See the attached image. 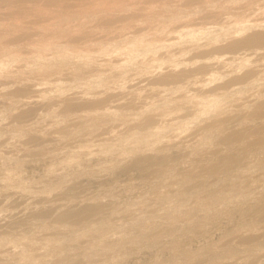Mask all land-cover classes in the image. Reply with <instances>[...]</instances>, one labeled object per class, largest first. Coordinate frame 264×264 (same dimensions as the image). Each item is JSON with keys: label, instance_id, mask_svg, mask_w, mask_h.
Listing matches in <instances>:
<instances>
[{"label": "bare ground", "instance_id": "6f19581e", "mask_svg": "<svg viewBox=\"0 0 264 264\" xmlns=\"http://www.w3.org/2000/svg\"><path fill=\"white\" fill-rule=\"evenodd\" d=\"M99 1H101V4H102V2H105V1L107 3L105 2L106 5L104 3L105 6H102L100 3H98L102 7L99 8V6L97 5V7L95 6L94 12L92 14L88 13L89 15L91 14V16H90V18H88L86 28H85V26L81 25L84 20H82L83 18L82 19L80 18V17H84L85 14H84V16H81V14H80V17L78 15V17L81 19L79 21H77V20L74 21L72 19L73 21L72 20L68 21L70 23L65 22V24H62V25L61 24L55 25V23H54L55 21H58L56 23H59L60 20L62 21L65 19V15H62V14H64L63 12L66 13V12L71 11L72 9H74V10L78 9L81 12H83L85 10H86L85 12H87V11L90 12L89 9L92 8L91 6L92 5L94 6V4L95 3L97 4V2H99ZM123 1L129 2L132 0H122V3H123ZM134 1L137 2V0H134ZM140 1L144 4V6L143 5H141V6L145 7V5L150 6L154 3H155L154 5H156V3H162L163 4L162 1H164V0H139V2ZM183 1L184 0H182V2ZM189 1L191 2V5L193 7L194 6L198 7V6H201L200 5L201 2L207 1V0H189ZM222 1H224V0H222ZM242 1H244V0H242ZM260 1H262V0H260ZM164 2H166V1H164ZM216 2L218 3V1H216ZM247 2L249 4V0ZM256 2H255V4H256ZM258 4H259V2H258ZM135 5H137V3ZM154 5H152V6H154ZM166 5H167V3H166ZM203 5H205V4H203ZM223 5H224V3H223ZM242 5H244V2ZM128 6H130V5H127L126 8ZM152 6H150V7H152ZM216 6H217V4H216ZM219 6H221V5H219ZM234 6H236V5H234ZM118 7H119V4L116 0H112V1H109V0H0V21L1 20H9V22H10L13 19V21L15 20L14 22L19 21V22H22V24H23V28H22L23 31L22 32H20L16 35L13 34L14 36H10V37H8V35L10 33H7V36H5V37L3 36L4 38L3 37L0 38V58L4 59V60H2V63L4 61L3 65L1 66V64H0V110H1V113H3V111L10 112L11 109H15V108H17L19 111L17 115H13V114L11 115V117L14 119V122H12V125H10V127H8V129H3V128L0 129V149L5 145L4 138L6 139V137H7L6 135L7 134H8V136L13 135V137L16 136L18 139V146L17 147L19 149L21 148L23 150V152H22L23 159H21V160L25 161L24 159H28V158L33 159V161L34 160H41V159H44L45 157H47L51 154L53 155V153H57V152L60 153V152H66V151L70 152V151H76V150L77 151H79V150L83 151L85 149L87 150V148L94 143H97V144H114L116 142H119L118 140L120 138H123L125 136H126V138H129V137H127V135L129 133H131L134 129L142 128L144 130H149V129L153 128L156 124H158L159 117H163V116L161 114L159 116V113L156 112L157 109L152 114L147 115V113L145 111V107H144L143 109L145 111L146 116L142 117L143 119L135 120V119L130 118V116H132V115H138L137 113L139 111H141V110L143 111V109H141L142 107L140 108V105L138 103H136L137 101L136 102H134L135 100L131 101V102L126 101L129 98L130 99L135 98L134 97L135 94L133 92L129 91L126 87L123 88V86H121L122 83L129 81L130 79H132L135 76L134 73H130V72L126 73L125 75H123L122 77H119V78L117 77V75H116V78H109V75H108L109 79L106 80L100 87H97V85H98L97 83H96L97 84L96 86L86 85V83H85L86 86H84V85L81 86L79 84L80 86H76L75 88H71L68 91H66L65 93H63L62 95H59V96L57 95V97L56 96L55 97H44L43 94H41L43 92L40 90L41 92H39L38 100L36 98L37 101L34 99L35 101H33V102H29L26 100L23 103L20 102L21 100H23V97L25 98L26 96H30L34 92L38 93V91L35 88H33L32 82L26 83L27 78H31L32 80L35 78L41 79V80L42 79H45V80L46 79H51V80H53V79L80 80L82 77L90 74V72H92V71L93 72L94 71L95 72H103L106 70L107 66L104 65V62L100 63L99 60H98L99 63H96L97 56H100L103 53V51H105V50L107 52V51L113 49L115 40L120 39V38L126 39V37H132L135 35V33H138V31L145 29V28L149 29L151 27L153 30L157 29L156 25L159 22L158 16H154V15L153 16H147V15L141 14L142 12L141 13L140 12L139 13L138 12H131L130 10H128L129 7L127 8V10L130 12H128V11L126 12L124 10L125 8L123 9V8H120V7L118 8ZM136 7H134V8H136ZM159 7H161V6L159 5ZM238 7H236V8H238ZM252 7L253 6H243V7H240L239 9H237V11L239 10V11L244 12L245 16L236 25L243 26V27L246 26V28H243V29L241 28L240 30L236 31L237 33L235 32L236 34L234 33L235 35H233V36H231L229 34L230 36L226 37L225 35H227L228 32L224 33L225 38H222L220 40L221 42L219 41L220 42L219 44H217L215 46L211 45L212 47H210V48L204 49L203 48L204 46L201 47V45H200V47L203 48L204 50H202V49L196 50L195 49V51H194V49H193L190 62L205 61V63L200 67H196V66L187 67V66H185L186 68L184 67V69H183L181 66V68H178V67L176 68V65H178V64H173L172 61L174 59H179L182 56V54L184 52V48H182L180 46L179 48L175 49L172 47V44L178 43V41L180 40V38L182 36V33L183 32L186 33L187 31H189L193 27H196V26L206 27V30H207V28H213V27L217 28V26L226 22V21H224V19H225L224 15L225 14L228 15V13H227L228 10H227V8L225 9V6H224V8H220V7L218 8L217 7V10H210V9L203 10L204 8L202 10H200V8H199L200 11H204V12L196 13V14L193 13L194 16H192L190 18H183L182 19L183 16H181L180 19L176 18V20H172V17H171L170 22L166 21L167 22L166 26L158 29L156 31L157 33L154 32L155 34L151 38L148 36L149 39H146L145 38L146 35L145 36L143 35V37L145 39L144 38L140 39L139 40L140 44L142 41V42H144V45L145 44L150 45V44L157 43L159 45L163 44L162 46L167 45V46L172 47L171 49H166L165 51L162 52V55L160 57L161 58L160 60L162 62H159L161 64H164L163 62L170 64L169 68L166 71L159 72L158 74H151L154 77V81H153L154 84L156 86H167V88H168V86L172 87L173 85H176L179 83H185L186 81L193 80V79L201 80L202 79L201 77L203 74L208 73L211 70L212 71L216 70V72H215L216 75L213 76V80L214 79L217 80L216 85L210 86V85H208L209 83L207 81H203L201 83V84H203V85H201V89H202L201 91H203L202 95L205 96L206 98H210V100H215V99H219V98H222L223 96L231 94L235 89H237L241 86L256 84L259 81L264 80V64L252 66L254 64L250 63V64H252L251 67L249 64V68L245 69L244 71L239 72L238 74L236 73V75L233 74L234 76L230 75L233 73V72L230 73V71L232 70L234 65H235L234 68L242 66V65H240V63L245 59L246 54L256 55L258 53L264 52V28H260L262 26V25L260 26L261 22H254V21L249 22V20L247 19V17L249 15H251V14H249L250 12H248V11L250 9H252ZM134 8H132V9L134 10ZM150 9H152V8H150ZM150 9H149V12L152 11ZM164 9H166V8H164ZM192 9H194V8H192ZM195 9H197V8H195ZM54 10L60 11L62 14L59 12L57 15H52L51 13ZM123 10L126 13L123 12ZM139 10H140V8H139ZM139 10H137V11H139ZM142 10H140V11H142ZM79 11H78V14H79ZM75 12H77V11H75ZM75 12L73 11L74 15L77 14ZM144 12H145V10H144ZM146 12H148V11H146ZM192 12H194V11L192 10ZM153 13H154V11H153ZM158 13H159V10H158ZM162 13H161V15H162ZM180 14L181 13H179V15ZM247 14H249V15H247ZM255 15H256V13H255ZM184 16H185V14H184ZM238 16H240V15H238ZM164 17H165V15H164ZM76 18L77 17H75V19ZM232 19H234V18H232ZM67 20H69V19H67ZM89 22H90V24H88ZM3 23H0V25ZM63 23H64V21H63ZM161 25H163V24H161ZM223 25H225V23ZM258 25H259V27H258ZM81 26H83L84 28H82ZM226 26H228V23ZM2 28H4V27H2ZM247 28L248 29L250 28L251 30H247ZM46 29H47V32L45 34H42L43 33L42 31H44V30L46 31ZM152 29H151V31H152ZM236 29H238V28H236ZM146 32H147V30H146ZM172 32L174 34L176 33L178 35V41H174V42L169 41V40L166 41L169 33H172ZM210 34H212V33H210ZM213 34L215 35V33H213ZM2 35H0V37ZM149 35H150V33H149ZM219 36H216L215 40H216V38H219ZM222 36L223 35H221V37ZM202 37H203V35H202ZM213 37H212V39H213ZM136 38H137V35H136ZM138 38H139V36H138ZM207 38H206V40H208ZM130 39H132V38H130ZM130 39H128V40H130ZM182 39H186V38L183 37ZM191 40H193V39H191ZM182 42H183V40H182ZM213 42H214V39H213ZM45 43L50 44L49 45L50 49H54V50L58 51L55 53L66 51L70 47H71V49H72V47L75 49H79L78 53L80 51V53L82 54V57L84 55V56H86L85 59H88V60L85 62V59H84V62H85L84 64H79V63L70 64L69 62L62 63L61 61L56 60L57 62H55L54 64H49V63H47V65L43 64L41 69L40 68L36 69V67H38V66H36L35 68H32V67L25 68L26 66L25 67H24V65L20 66V64L18 65V63H16V61L15 62L11 61V60H13V58L24 56L26 54V52H29V51H27L28 48H31L32 51L39 50L37 52L41 56L43 53H46L45 51L42 52L43 47L45 46L44 45ZM206 43H207V41H206ZM48 44H46V46ZM126 44H128V43H126ZM189 44H191V43H189ZM180 45H182V44H180ZM118 46H119V44H118ZM118 46H115V48ZM138 47H141V46L138 45ZM147 48H149V47H147ZM155 49L156 48H154V50ZM45 50L47 51L46 48H45ZM142 50L144 51V49H142ZM150 51H152V50L150 49ZM158 51H156V54ZM190 51L191 50H189V52ZM153 52L155 53V51H153ZM105 53H103V54H105ZM187 54H186V56H187ZM217 56H219V58H217L215 60L216 62L209 64V62L212 59H215L214 57H217ZM229 56H232V57H229ZM256 57H258V56L256 55ZM43 58H44V56H43ZM157 58L159 59V57H157ZM134 59H135V57H134ZM137 59L138 58H136L135 60H137ZM45 60H47V59H45ZM102 60H103V58L101 59V61ZM107 60H108V58H107ZM20 61H21V59H20ZM43 61H44V59H43ZM110 61L111 60L109 59V62ZM113 61H115V60L112 59V62ZM140 61H141V59H140ZM212 61H214V60H212ZM251 62H254V61H251ZM23 63H25V61ZM38 63H39V60H38ZM142 64H141V66H142ZM21 65H22V62H21ZM25 65H27V63ZM133 65L135 66L134 63H133ZM144 65H147V64H144ZM153 65H155V64H153ZM188 65H190V64H188ZM121 67H124V64H123V66L121 65ZM131 67H133V66H131ZM160 67H161V65H160ZM146 69H145V71H146ZM122 70H126V69L123 68ZM128 70L129 69H127V71ZM108 71L110 72V70H108ZM117 71H115V72H117ZM148 71H149V69H148ZM141 74H143V73H141ZM104 77H106V75ZM104 77H103V79H104ZM10 81H14V82L19 83L20 84V87H18L19 89L11 90L12 92L8 91V89L6 90L5 86ZM81 81L82 80H80V82ZM83 81H84V79H83ZM196 83H194V84H196ZM197 85H200V84H197ZM39 87H40V85H39ZM173 87L175 89V86H173ZM180 87H182V86L180 85ZM155 88L156 87H154V89ZM186 89L187 88H185V90ZM242 89H244V88H242ZM247 89H248V86H247ZM134 90H135V88H134ZM162 90H163V88L159 91L163 92ZM178 90H177V92H178ZM260 90H261V92H262V90L264 91L263 88H260V89L253 90L251 92L248 90V92H250V93L257 92L258 93V92H260ZM63 91L61 90V92H63ZM154 91L156 92V90H154ZM161 92L159 94H161ZM164 92H166L165 89H164ZM168 92H169V90H168ZM168 92H166V93H168ZM175 92H176V90H175ZM236 92H238V91H236ZM146 93H148V92H146ZM172 94H174V93H172ZM236 94H235V96H236ZM253 94H255V93H253ZM138 95H140V94H138ZM165 96H166V94H165ZM169 96H171V95H169ZM199 98L200 97L198 96L197 99H199ZM147 99H149V98H147ZM163 99L165 100V98H163ZM160 100H161V98H160ZM182 101L185 103L184 100H182ZM190 101H189V103H190ZM195 101H196V99H195ZM200 101H201V99H200ZM247 101H249V100H247ZM19 102L21 104H19ZM146 103H148V102H146ZM189 103L187 102L185 104H189ZM18 104L20 106H17ZM190 104L192 105V103H190ZM196 104L197 105H193V106L198 107L201 105V104L199 105L198 103H196ZM39 105L42 106L44 109V111H43L44 113L42 116H39V114H40V113L38 114L39 111L37 112ZM173 105H174V102H173ZM156 106H157V104H156ZM203 106H204V104H203ZM233 106H235V104ZM241 106H243V105H241ZM172 107H175V106H172ZM182 107L183 106L181 105L180 108H182ZM157 108H158V106H157ZM139 109H141V110H139ZM152 109H155V108H152ZM147 110H148L147 112H150V109H147ZM163 110H164V108H163ZM180 110H182V109H180ZM239 110L240 111L238 113H236V114L234 113V115H227L222 120H217L216 118H214L216 120L208 121V119H207V122L205 121L206 123L204 122L203 125L201 124V127H199V128L197 127V129H195L193 131H192V129H193L192 128L189 131L190 133L188 132V134L186 133L185 135H183L180 138L178 137L179 139L174 141L172 144H161V145H159L158 143H155L158 146L155 148V150L153 152H150V153L146 152V153H143V154L138 155V156L135 155V157L124 161L121 164V166H119L120 168L118 166H116L117 164L116 165L110 164L109 166L106 167L105 170H101L98 172L97 171H88L84 174H77V175L71 176L69 178H64V177L60 178L59 177L60 175H58V173L56 172L53 175V177L51 175V177L44 180L45 184L43 187H45V188L41 189L40 193L31 194V193H28L29 191L28 192H26V191L20 192L21 195L15 199H13L15 196L10 197L8 194L5 193L6 191L3 192L0 190V209H3L8 213V216H7L8 218H7L6 222L0 221V258H1V256H3V254L5 253V249H6V247H4L1 243L2 239L4 237L10 236V238H11V237H19L20 235H25V236H27V238H30L29 242L37 243V244H38V242H40V241L43 242V240H45L47 238H51V237H54V240H56L55 237L60 238V236L63 235L64 232L66 230L70 229L71 227L78 228V227H86V226H92V227L100 226L102 223H104L107 220V218L109 216H111V215L113 216V214L118 212V211L126 214L125 218L127 219V221H129L130 223H133V222L135 223L137 221L138 217H137V219H135L136 216L134 217V215L132 214L134 203H132V201L130 203H126L125 205H124V203L123 204L121 203L122 205L120 203H118V200H119L118 196H119V194H121L120 190H118L116 188H111V187L107 188L104 185V187H102V189L95 191L93 193H90V194L85 193L84 195H80L78 192V187H79L78 185L82 181V179L86 178L87 180H94L95 178L97 179V177H99L101 175L108 176V172H113V171L118 172V174L128 176L127 179L132 181V182H134V181L135 182L136 181L143 182L142 180H144V179L145 180L150 179V181L151 180L154 181L155 179L158 180L159 178H164V177L174 178L176 176H179L178 179H180V176L183 177L182 183H179V184L175 183L178 186H176V187H167L166 186V188H164L163 191H160V192H157L156 194H154L153 197H151L153 200H155L154 203L152 200H151L152 202L149 200L151 203L149 202L150 204H148L147 203L148 200L147 201L145 200L146 205H152L155 208L159 206V205L157 206V204H159V203L160 204H163V203L172 204L173 203L174 205L173 206L171 205V207H168L165 210L160 209V211L158 212L159 213V219H160L159 221H161L160 224L159 225L156 224L157 226H152L155 224V222H154V224L151 225L152 227H148V229L141 230L142 232L140 231L141 232L140 234L137 233V235L136 234L133 235L132 239H131V245H134V246L139 245V244L144 245L145 243L147 245V242L158 243L164 239H167V240L172 239L174 241L173 244L177 243V245H178L177 240L179 238H182V236H183V238L186 236L187 238L192 239V238H198V237H202V236L206 235L210 229V226H211L210 223L208 222L209 219L215 218L219 214V212L221 211L219 208L222 206H225V205H219L220 207L218 208V206L216 204L214 205V204H210L209 202L207 203L206 201H204L206 196L210 193L209 191H210V180L211 179H213L215 177L219 178L218 183H220V185H221L220 188H221L222 192L221 191L220 192L222 194L224 191L227 194L228 191H226L225 189H227L228 187L233 188V187H235V185L243 187V186H241L242 184L239 185L240 183H243L246 186H248V189L246 188V190H248V193L247 192H246V194L244 193L246 196H244V194H242L244 197L241 200H243V201L246 200L247 198H249L250 194L260 195L262 198L264 197V164L261 165V163H258V161L256 160L259 157V154H262L264 152V98L258 104L254 105L252 111H250L249 109H245L244 107L242 109H239ZM108 111H110V114H112V117L110 119H107V115H105V114H107ZM164 111L166 112V110H164ZM170 111H172V110H170ZM177 112H179V111H177ZM76 113H82V114L89 116V117H92V118L94 117L93 120H95V121L97 120L98 122L96 121L97 124L92 125V126H89L88 120H85V119L80 120L79 122H76L75 119H73V115ZM139 114H141V113H139ZM142 115H144V114H142ZM9 116H10V114H9ZM43 117H46V118L48 117L52 120L50 127L47 128L48 130H43L42 128H39V124L41 123V120L43 119ZM58 117H63L62 118L64 120L63 124H62V122H61V124H56L55 122H53L54 119L58 118ZM92 118H90V119H92ZM163 120L165 121V119H163ZM179 121H182V120L179 119ZM225 122L227 123V126H225V127L221 126ZM182 126H184V124ZM184 129H187V128H184ZM28 131H30L31 133ZM53 132L57 133L58 136L60 135L62 137V139L59 142L52 141L53 143H50L49 137L51 136V134ZM134 133H135V131H134ZM176 134H178V133H176ZM180 134H182V133H180ZM136 135H137V133H136ZM134 136L135 135H133V137ZM8 138H10V137H8ZM164 138L165 137H163V139ZM168 139H169V137H168ZM151 146H153V145H151ZM146 149H148V148H146ZM137 152H139V151H137ZM122 156H124V155H122ZM17 157H19V156H17ZM260 157H262V156H260ZM6 158H7V156H6ZM263 158H264V156H263ZM1 159L0 160L2 162H4L3 159H5V158H1ZM1 161H0V163H1ZM7 161H8L7 162L8 164H10V165L13 164V167L17 168V167L21 166V161L16 160L14 158H11L10 160H8V158H7ZM187 180L189 183L185 182ZM137 183L138 182H136L135 184H137ZM163 183H164V181H163ZM128 184H129V182H128ZM140 184L141 183H139V185ZM146 184H144V185H146ZM154 184L156 185L158 183H156V181H155ZM159 184H162V183H159ZM129 185L131 186V184H129ZM141 185L144 186L143 184H141ZM135 188H136L135 185H133V187L132 186L127 187V185H126L125 188L121 191L125 194H128V193L135 192L137 189V188L136 189ZM144 188L146 189L145 186H144ZM220 188L218 190H220ZM235 188H237V186ZM150 189H152V188H150ZM150 189H148V192L150 191ZM213 189H214V187H213ZM153 191H155V190H153ZM236 192L235 193L238 194L239 191H236ZM212 193H214V191L211 192V194ZM215 193H217V192H215ZM221 193H219V195ZM100 194H102L106 197H110V199H111L110 202L108 204H103L100 200ZM145 194H146V192L144 193V195ZM146 195H148V193ZM209 196H208L207 201H210ZM147 197H149V196H147ZM182 197H188L189 198L190 203L187 207L180 206L179 200ZM256 197H258V196H256ZM151 198H149V199H151ZM258 199H260V198H258ZM182 200H183V198H182ZM213 200H215V199H213ZM216 200H217V197H216ZM126 201L127 200H125V202ZM128 202H129V200H128ZM210 202H213L212 198H211ZM80 203H84V204L81 205ZM20 204L23 207L20 211H18V210H16V208ZM137 210H138V208H137ZM183 211H188L187 212L188 215L183 216L182 221L176 220L175 214L177 212L181 213ZM205 212H207V213H205ZM137 213H139V212H137ZM2 216H3V214H2ZM52 217H53V219L55 218V220H53L54 222L51 221L53 223H50V221L48 219L52 220L51 219ZM153 217H154V215H153ZM188 218L192 219V221H190ZM140 219H141V217H140ZM186 219H188V221H190V222H194V224L192 225V228H193L192 231H188V232L185 231V233H184V229H183V231H181V230L183 227L182 224H184L183 222L186 221ZM250 219H251V223L249 224V226L246 227V229L242 233L228 235V236L222 238L221 240H218L214 243L212 242L213 244L210 246V248L208 250L202 251L199 253H195L193 255L188 254V255L184 256V258H182L180 264H264V255L253 256V253L264 252V201L261 204L254 206L251 209ZM109 220H110V218H109ZM120 222H121V220H120ZM44 226H49V228H50V226H53V227L59 226L61 229L59 230L57 228L58 230H56V229L51 230L52 229L51 228L50 230H48L46 232L34 234V232L38 228L44 227ZM126 226H127V224L124 227L126 228ZM125 228H124V230H125ZM101 229H106V228L102 227ZM113 230H114V228H113ZM117 231L119 232L118 238L122 239L121 238L122 233H120L121 229L120 230L118 229ZM110 232H113V231H108L106 233H103L104 235H101L100 230L97 231L96 229L91 228L85 234H82L79 236L77 235V237L73 240V246L78 250L76 252H71V253H67V254L69 256L76 257L74 260V262L76 264H115V263H112L109 261L96 259V257L93 256V254L96 253V251L100 252V251H103L104 249L107 250L109 248V247H107V244L102 243V239H105V238L108 239L107 235ZM174 236L178 237V238H174ZM61 238L63 240V237H61ZM26 239H24V240H26ZM57 241H61V240H57ZM47 242H49V241H47ZM110 242H109V244H111V245H108V246H112L113 242H111V243ZM115 244H116V246H119L120 248L123 247V248H121L123 250L125 248H127L124 246V243L122 241L116 240ZM54 245H56V244H54ZM69 246H71V245H69ZM68 249H69V247H68ZM127 249H129V248H127ZM125 251H128V250L125 249ZM46 255H48L47 257H50L49 252H47ZM39 257H40V255H39ZM40 259H42V257ZM169 261H170V259H169ZM35 264H47V259L43 260L42 262L35 263Z\"/></svg>", "mask_w": 264, "mask_h": 264}, {"label": "rangeland", "instance_id": "374dc122", "mask_svg": "<svg viewBox=\"0 0 264 264\" xmlns=\"http://www.w3.org/2000/svg\"><path fill=\"white\" fill-rule=\"evenodd\" d=\"M109 1H112V0H109ZM116 1L118 2L120 8H123V9L125 8L124 10L126 12L128 10H130L131 12H138V13L142 12L141 14L147 15V16H153V15L154 16H158L159 17V19H158L159 22L156 25L157 29L153 30L150 27L152 29V31H153L152 32L150 28L149 29L145 28V29H142V30L138 31V33H135V35L132 36V37H126L127 40L125 38H123V39L120 38V39L115 40L114 48L109 50V51H107V52H106V50L103 51V53H105V52L106 53L105 54L102 53L100 56H97V59H96V63H99V62L103 63L104 62V65L107 66L106 70L103 71V72H95V71L93 72L92 71V72H90V74L82 77L80 79V80H82L81 82H80V80H74V79H72V80H62V79H53V80L46 79L45 80V79H42L41 80V79L35 78V79L32 80L31 78H27L26 79V83H31L32 82L33 88H35L38 91V93L34 92L30 96H26L25 98L23 97V100H21L20 102L23 103V102H25V100L29 101V102H33V101L36 100V98L38 100L39 92H41V91L43 92L41 94H43L44 97H55V96L57 97V95L58 96L62 95L63 93H65L69 89L75 88L76 86H80V85L81 86H83V85L84 86H86V85H94V86H96L98 84L97 87H100L109 78H116V75L119 78V77H122L123 75H125L126 73L130 72V73H134L135 76L132 79H130L129 81L122 83L121 86H123V88L126 87L129 91L133 92L135 94V96H134L135 98H132V99L129 98L130 100L128 99L126 101L127 102H131V101H134V100H135L134 102L137 101L136 103H138L140 105V108L142 107L141 109H143L145 107V111H146L147 115L152 114L157 109L156 112L159 113V116L161 114L163 117H159L158 124H156L157 126L155 125L153 128H151L149 130H144L142 128H139L140 130L139 129H134L132 131L133 133L131 132V133H129L127 135V137H129V138H126V136L123 137V138H120L118 140L119 142L114 143L115 145L114 144H97V143H94V144H92L93 146L90 145L88 147L89 149L87 148L88 151L85 149L83 151L82 150H79V151L76 150V151H70V152L69 151L60 152V153L57 152L58 154L57 153H53V155L51 154V155L45 157L44 159L34 160V161H33V159H30V158H28L29 160L28 159H24L25 161L21 160V159H23V154H22L23 150L21 148L19 149L17 147L18 146L17 137L16 136L13 137V135L12 136L11 135L8 136V134H7L6 135L7 137L5 136L6 139L4 138L5 145L0 149V159L1 158H5V159H3L4 162L1 161L2 159L0 160L1 161V163H0V188L1 189L0 190L3 191V192L6 191L5 193L8 194L10 197H14L15 196L13 199L18 198L21 195L20 192H25V191L28 192L29 191L28 193H31V194L40 193V190L45 188V187H43L44 184H45L44 180H46L47 178L51 177V175L53 177V175L56 172L58 173V175H60L59 176L60 178H63V177L64 178H69V177L77 175V174H84V173H86L88 171H97L98 172V171H101V170H105L106 167L109 166L110 164H115V165L117 164L116 166L119 167V166H121V164L124 161L135 157V155L138 156V155H141V154L146 153V152L147 153L153 152L155 150V148L158 146L155 143H158L159 145H161V144H172L174 141H176L177 139H179L180 137H182L186 133L188 134V132L192 128H193L192 129V131H193V130L197 129V127L198 128L201 127V124L203 125L205 121L207 122V119H208V121L216 120V119L217 120H222L227 115H234V113L235 114L238 113L240 111L239 109H242L243 107L245 109H249L250 111H252L254 105L258 104L261 100H263V98H264V91L263 90H262V92L260 90V92H258V93L257 92L250 93V92L253 91V90H256V89H260V88L264 89V85H263L264 84V80H262L263 82L259 81L258 82L259 84L256 83V84H252V85L241 86V87L237 88L238 90L235 89L238 92H236L234 90L235 92L233 91L231 94H229L230 96L226 95V96H223L222 98H219V99L210 100V98H206L205 96L202 95L203 91H201L202 90L201 89V85H203V84H201V83L203 81H207L209 83L208 85H210V86L216 85L217 80L216 79L213 80V76L216 75L215 74L216 70H213V71L211 70L210 72L203 74L202 77H201L202 78L201 80L193 79V80L186 81L185 83H179L182 87H180L179 84L173 85V86H175V89H174L173 86H172L173 88L171 86H168L169 89L167 88V86H156L154 84V82H153L154 81V77L151 74H158L159 72L166 71L169 68L170 64L165 63V62H163L164 64H161L159 62H162L160 60L162 52L165 51L166 49H171L172 47L175 48V49L179 48L180 46L182 48H184V52H183L182 56L179 59H174L172 61L173 64H178V65H176V68L177 67L181 68V66H182L183 69H184L185 66H187V67H192V66L200 67V66H202L205 63V61H200V62L199 61H194L195 63L194 62H190L193 49L195 51V49L196 50H199V49L200 50L201 49L204 50L205 48H210L212 46H215V45L219 44L221 42L220 40L222 38H225L224 37V35H225L224 33L228 32V34L225 35L226 37L230 36V35L233 36V35H235L237 33L236 31L240 30L241 28L242 29L246 28V26L243 27V26L236 25L245 16L244 12L239 11V10L237 11V9H239L240 7L253 6L252 9H250L248 11V12H250L249 14H251V15L247 14V15H249L247 17V19L249 20V22H253V21L254 22H261L260 26L261 25L262 26L260 28H264V5H263L264 4V0H262V1H260V0H249V4L247 2L248 0H244V1H242V0H224V1H222V0H220V1L219 0H207V1H203V2L200 3V5L202 7L201 6H198V7L194 6L193 7L189 0H184L183 2H182V0H164V1H166V2L162 1L164 5L162 3H156V5H154L155 4L154 3V4H152L154 6L150 5L152 7L146 6V5H145V7H143L144 4L141 1L139 2V0H137V2H135L134 0L129 1L130 3L132 2L131 4L129 2H127V1H123V3H122V0H116ZM216 1H218V3ZM105 2H102V4H101V1L97 2V4L95 3L94 6L92 5L91 6L92 8L89 9L90 12L89 11L85 12L86 10L81 12L78 9H75V10L72 9L71 11L66 12L67 14L65 12H63L64 14H62L60 11H55V10L51 14L52 15H57L60 12L62 15H65V19L62 20V21L60 20L59 23H56L58 21H55L54 22L55 25H59V24L62 25V24H65V22L70 23L68 21H71L72 19L74 21L75 20L79 21V20H81L83 18L82 20H84L85 22L83 21L81 25L85 26V28H86L88 18H90L91 14L94 12L95 6L97 7V5H98L99 8H101L102 6L106 5L107 2L106 3ZM222 2L224 3V5H223ZM243 2H244V5H242ZM255 2H256V4H255ZM258 2H259V4H258ZM98 3H100L102 6H100V4H98ZM104 3H105V5H104ZM136 3H137V5H135ZM166 3H167V5H166ZM203 4H205V5H203ZM216 4H217V6H216ZM127 5H130V6H128L129 8L127 7L128 10L126 8ZM141 5H143V6H141ZM159 5L161 7H159ZM219 5H221V6H219ZM234 5H236V6H234ZM224 6H225V9L227 8V10H228V12H227L228 15H226V14L224 15V17L226 19V20L224 19V21H226V22H224L225 25H223L224 24L223 23V24L217 26V28L216 27L207 28V30H206V27H199V26L193 27L194 29L192 28L189 31H187L186 33L183 32L179 41H178V35L176 33L175 34L177 36L173 32L169 33L166 41H168V40L169 41H173V42L174 41H178V43H175L176 45L172 44V47L171 46H167V45L162 46L163 44L159 45L157 43L150 44V45H146V44L144 45V42H142V41H141V44L139 43L140 42L139 40L144 38L143 35L144 36L146 35L145 36L146 39H149V37L151 38L152 36H154V34L157 33L156 31L158 29L166 26L167 22H170L171 17H172V20H176V18L180 19L181 16H183L182 19L183 18H190V17L194 16V14H196V13L204 12V11H200L203 8H204L203 10H205V9H207V10L208 9L217 10V7L218 8L219 7L220 8H224ZM131 7L132 8L136 7V8H134L135 11ZM236 7H238V8H236ZM139 8H140V10H142L143 8L144 9L142 11H140ZM150 8H152V9H150ZM164 8H166V9H164ZM192 8H194V9H192ZM195 8H197V9H195ZM199 8H200V10H199ZM136 9L139 10V11H137ZM149 9L152 10V11L149 12ZM124 10H123V12H125ZM144 10H145V12H144ZM158 10H159V13H158ZM192 10L194 12H192ZM252 10L253 11L255 10V11L253 12ZM73 11L74 12L77 11V12H75L77 14L74 15ZM78 11H79V14H78ZM130 11H128V12H130ZM146 11H148V12H146ZM153 11H154V13H153ZM88 13H91V14L89 15ZM161 13H162V15H161ZM179 13H181V14L179 15ZM255 13H256V15H255ZM80 14H81V16H84V14H85V16L84 17H80ZM184 14H185V16H184ZM78 15H79V17L81 19L78 17ZM164 15H165V17H164ZM238 15H240V16H238ZM74 16L77 17V18L75 19ZM232 18H234V19H232ZM67 19H69V20H67ZM14 21H13V19L10 22H9V20H1L0 21V23L4 22L3 23L4 25L3 24L0 25V29H1L0 30V35L3 34L0 38H2L3 36L4 37L7 36V33H10L8 35V37H10V36H14V35H16V34H18V33L23 31L22 22H19V21L18 22L17 21L14 22ZM63 21H64V23H63ZM227 23H228V26H226ZM88 24H90V22ZM161 24H163V25H161ZM83 26H81V27L84 28ZM2 27H4V28H2ZM258 27H259V25H258ZM236 28H238V29H236ZM146 30H147V32H146ZM247 30H251V29L247 28ZM42 32H41L42 34H45L47 32V29H46V31L44 30ZM149 33H150V35H149ZM210 33H212V34H210ZM213 33H215V35ZM136 35H137V38H136ZM202 35H203V37H202ZM221 35H223V36L221 37ZM138 36H139V38H138ZM216 36H219V38H216V40H215ZM183 37L186 38V39H182ZM212 37L214 39V42H213ZM130 38H132V39H130ZM206 38L208 40H206ZM128 39H130V40H128ZM191 39H193V40H191ZM182 40H183V42H182ZM206 41H207L208 44L206 43ZM188 42L191 43V44H189ZM126 43H128V44H126ZM179 43L182 44V45H180ZM192 43L193 44L195 43V44L193 45ZM46 44H48V43L44 44L45 46L43 47V50H42V52L45 51L46 53H43L41 56L37 52L39 50L32 51L31 48L27 47L28 48L27 51H29V52H26V54L24 56L13 58V60H11V61L12 62L16 61V63H18V65L20 64V66H23V65H24V67L26 66L25 68H27V67L35 68L36 66H38V67H36V69H39V68L41 69L43 64H46V65H47V63L54 64L55 62H57L56 60L61 61L62 63L69 62L70 64H72V63L73 64H76V63L84 64L88 60V59H85L86 56L83 55V57H82V54L80 53V51L78 53L79 49H75L73 47L71 49V47H70L66 51L55 53V52H58V51H56L54 49H50V46H49L50 44H48L47 46H46ZM118 44H119V46H118ZM138 45L141 46V47H138ZM200 45H201V47L204 46L203 47L204 49L201 48ZM115 46H118V47L115 48ZM147 47H149V48H147ZM45 48L47 49V51L45 50ZM154 48H156V49L154 50ZM142 49H144V51ZM150 49L152 51H150ZM189 50H191V51L189 52ZM153 51H155V53ZM156 51H158L157 54H156ZM186 54H187L188 57L186 56ZM256 55L258 57H256ZM256 55H250V54L248 55V54H246L245 59L240 63V65H242V66L241 67H236L238 69L237 70L236 68H234V66H235L234 65L232 70L230 71V73H232V72L233 73L230 74V75L234 76L233 74L236 75V73L238 74L239 72L244 71L245 69L249 68V64L250 63L254 64V65L250 64V67H251V65L252 66H257V65L264 64V52L263 53H258ZM43 56H44V58H43ZM134 57H135V59L136 58H138V59L135 60ZM157 57H159V59ZM229 57H232V56H229ZM100 58L101 59L103 58V60L101 61ZM107 58H108V60H107ZM214 58L215 59H212L214 61H212V60L210 61L209 60L211 62V63L209 62V64L215 63L216 62L215 60L217 58H219V56L214 57ZM20 59H21V61H20ZM43 59H44V61H43ZM45 59H47V60H45ZM84 59H85V62H84ZM109 59L111 60L110 62H109ZM112 59H114L115 61L112 62ZM140 59H141L142 62L140 61ZM2 60H4V59L0 58L1 66L4 63V61L2 63ZM38 60H39V63H38ZM98 60H99V62H98ZM24 61H25V63H23ZM127 61L128 62L130 61V62L128 63ZM251 61H254V62H251ZM21 62H22V65H21ZM26 63H27V65H25ZM133 63L135 64L136 67L133 65ZM123 64H124V67H121V65L123 66ZM141 64H142V66H141ZM144 64H147V65H144ZM153 64H155V65H153ZM188 64H190V65L192 64V65L190 66ZM160 65H161V67H160ZM131 66H133V67H131ZM123 68L126 69V70H122ZM127 69H129V70L127 71ZM145 69H146V71H145ZM148 69H149V71H148ZM108 70H110V72ZM115 71H117V72H115ZM141 73H143V74H141ZM105 75H106V77H104ZM108 75H109V78H108ZM103 77H104V79H103ZM83 79H84V81H83ZM85 83H86V85H85ZM194 83H196V84H194ZM197 84H200V85H197ZM39 85H40L41 88L39 87ZM247 86H248V89H247ZM18 87H20L19 83L14 82V81H10L5 86V89L6 90L8 89V91L12 92L11 90H15V89L17 90V89H19ZM154 87H156V88L154 89ZM134 88H135V90H134ZM160 88L161 89L163 88V90H162L163 92H164V89H165L166 92H168V90H169V92H168L169 94L166 93V92L163 93V92L159 91V90H161ZM185 88H187V89L185 90ZM242 88H244V89H242ZM61 90L62 91L64 90V91L61 92ZM154 90H156V92ZM175 90H176V92H175ZM177 90H178V92H177ZM248 90L250 92H248ZM146 92H148V93H146ZM160 92H161L162 95L159 94ZM172 93H174V94H172ZM234 93L235 94L237 93L236 96H235ZM253 93H255V94H253ZM138 94H140V95H138ZM165 94H166V96H165ZM169 95H171V96H169ZM198 96L200 97L199 99H197ZM147 98H149V99H147ZM160 98H161V100H160ZM163 98H165L166 101ZM195 99H196V101H195ZM200 99H201V101H200ZM182 100H184L185 103H187V102L189 103V101L191 100L192 102L190 101V103H192V105L190 103L189 104H185ZM247 100H249V101H247ZM20 102H19V104H21ZM146 102H148V103H146ZM173 102H174V105H173ZM196 103H198L199 105L201 104V105L198 106V107L197 106H193V105H197ZM19 104L17 106H20ZM156 104H157L158 108H157ZM203 104H204V106H203ZM234 104H235V106H233ZM181 105L183 106L182 108H180ZM241 105H243V106H241ZM161 106L164 108V110H166V112L163 110V108ZM172 106H175L176 108L172 107ZM152 108H155V109H152ZM179 108L182 109V110H180ZM141 109H139V110H141ZM147 109H150V112H147L148 111ZM170 110H172V111H170ZM43 111H44L43 107L39 105L38 106V110H37L38 114L40 113L39 116L43 115V113H44ZM145 111L143 109V111L141 110V111H139L137 113L139 116L138 115H132V116H130V118L131 119H135V120H141V119H143L142 117L146 116ZM177 111H179V112H177ZM18 112L19 111H18L17 108L11 109L10 112L3 111V113H1V110H0V129L1 128L8 129V127H10V125H12V122H14V119L11 117V115L12 114L13 115H17ZM139 113H141V114H139ZM9 114H10V116H9ZM142 114H144V115H142ZM105 115H107V119H110L112 117V114H110V111H108L107 114H105ZM62 118L63 117L55 118L53 122H55L56 124H61V122H62V124H63L64 120ZM90 118H92V117L86 116V115H84L82 113H76V114L73 115V119H75L76 122H79L80 120H84L85 119V120H88L89 126L97 124L98 121L96 120L97 121L96 122L95 120H93L94 117L92 119H90ZM214 118H216V119H214ZM163 119H165V121ZM179 119L182 120V121H179ZM51 121L52 120L50 118L43 117V119L41 120V123L39 124V128H42L43 130H48L47 128L50 127V125L52 123ZM183 124H184V126H182ZM221 126L225 127V126H227V123L225 122ZM184 128H187V129H184ZM134 131H135V133H134ZM28 132H30V131H28ZM136 133H137V135H136ZM176 133H178V134H176ZM180 133H182V134H180ZM132 134L135 135V136L133 137ZM8 137H10V138H8ZM163 137H165V138L163 139ZM168 137H169V139H168ZM61 139H62V137L60 135L58 136V134L55 133V132H53L51 134V136L49 137L50 143H53L52 141L59 142ZM151 145H153V146H151ZM146 148H148V149H146ZM137 151H139V152H137ZM122 155H124V156H122ZM6 156H7L8 160H10L11 158H14L16 160L21 161V166L16 168V167H13V164H11V165L8 164ZM17 156H19V157H17ZM260 156H262V157H260ZM263 156H264V152L262 154H259V157L256 159L258 161V163H261V165L264 164ZM127 177L128 176H124V175L118 174V172L113 171V172H108V176L101 175V176L97 177V179L95 178L94 180H87L86 178H84V179H82V181L78 185L79 186L78 187V192H79L80 195H84L85 193L86 194H90V193H93L95 191H98V190L102 189V187H104V185L107 188L111 187V188H116V189L120 190L121 194H119V196H118L119 197L118 198L119 199L118 203H120V204L124 203V205L126 203H130L131 201H132V203H134L132 214L134 215V217L136 216L135 219H137V217L139 219V220L137 219V221L135 223L134 222L130 223L129 221H127V219L125 218L126 214L118 211V212L114 213L113 216L112 215L109 216L107 218V220L104 223H102L100 226H94V227L86 226V227H78V228L71 227L70 229L66 230L64 232V234L60 236V238L59 237L58 238L55 237L56 240H54V237H51V238H47L48 240L45 239V240H43V242L40 241L37 244V243L29 242L30 238H27V236H25V235H20L19 237H11V238H10V236L9 237H4L2 239L1 243H2V245L4 247H6V249H5V253L0 258V264H21V263L22 264H35V263L42 262L43 260H46V259H47V264H76L74 262L76 257L69 256L67 253L76 252L78 250V249H76L73 246V240L77 237V235L79 236V235L85 234L91 228H94L97 231L100 230V234L101 235H104L103 233H106L108 231H113V232H110L107 235L108 239L107 238L102 239V243L103 244H107V247H109V248L107 250L104 249L105 251L104 250L100 251V252L96 251V253H94L95 251L93 252L94 253L93 256L96 257V259L109 261V262H112V263H115V264H160V263L161 264H180V262H181L182 258H184V256H186L188 254L193 255L195 253L206 251V250H208L210 248V246L214 242H216L218 240H221L222 238H224V237H226L228 235L242 233L246 229V227L249 226V224L251 223V219H250L251 209L254 206H257V205L261 204L264 201V197L262 198L260 195H255V194H250L249 198H247L244 201L241 200L244 196H246L245 195L246 192L248 193V190H246V188L248 189V186H246L243 183L239 184V185L242 184L241 186H243V187H240L238 185H235V187L237 186V188H235V187L229 188L228 187L227 189H225L226 191H228L227 194L224 191L223 192L224 195H223L221 193L222 192L221 188H220L221 185H220V183H218L219 182V178L215 177V178L210 180V191H209L210 193L206 196V198H205L206 200L204 199V201H206L207 203L209 202L210 204H214V205L216 204L218 206V208L220 207L219 205H225V206H222V207L219 208L221 211L216 216L217 218L215 217L213 219L212 218L209 219L208 222L210 223L211 226H210V229H209V231H208V233L206 235H204L202 237H198V238H192V239H189L186 236H185L186 238L185 237L183 238V236H182V238H179L177 240L178 245H177V243L173 244L174 241L172 239H168V240L164 239V240H161V242H158V243H156V242H147V245L145 243L144 245L143 244H139V245H135L134 246V245H131L132 236L135 235V234L137 235V233L140 234L142 232L141 230H143V229H148V227L159 225L160 222H161V221H159L160 219H159V213H158L160 211V209L161 210H165L168 207H171V205L172 206L174 205L173 203L172 204H169V203L160 204L159 203V204H157V206L158 205L159 206L155 208L152 205H146L145 204V200L146 201L148 200V202H147L148 204H150L152 201L154 203L155 200H153L151 198V197H153L154 194H156L157 192L163 191V189L166 188V186L167 187H176V186H178L177 184L183 182V180H182L183 177L180 176L181 180L178 179L179 176H176L174 178L164 177V178H159L160 180L159 179L158 180L155 179L154 181L153 180L150 181V179L149 180L148 179H146V180L144 179V180H142L143 182L136 181V182H138L137 184H135L136 183L135 181L132 182V181L128 180ZM155 181L158 184L155 185L154 184ZM163 181H164V183H163ZM128 182H129V184H131L132 187H133V185H135L138 190L135 188L136 189V191L134 190L135 192L128 193V194L123 193L121 190H123L126 185H127V187L128 186L131 187L128 184ZM185 182L187 183L188 180L185 181ZM139 183H141L143 185L147 183L146 184L147 186L144 185L146 187V189L141 184L139 185ZM159 183H162L163 185L159 184ZM175 183H177V184H175ZM213 187H214V189H213ZM218 187L220 188V190H218L219 189ZM150 188H152V189H150ZM148 189H150L149 192H148ZM153 190H155V191H153ZM144 191L146 192V194L148 193V195L145 194L146 195L145 196L144 195V193H145ZM213 191H214V193L211 194V192H213ZM236 191H239L238 194H236L237 193ZM215 192H217V193L219 192L221 194L219 195V193L217 194ZM242 194H244V196ZM147 196H149V197H147ZM208 196L210 197L209 200L211 201V198H212L213 202L207 201ZM256 196H258V197H256ZM216 197H217V200H216ZM149 198H151V199H149ZM182 198H183V200H182ZM182 198H180V200H179L180 206L187 207L189 205V203H190L189 198L188 197H182ZM258 198H260V199H258ZM213 199H215V200H213ZM100 200H101V202L103 204H108L111 199H110V197H106V196L100 194ZM125 200H127V201L125 202ZM128 200H129V202H128ZM149 200L150 201L152 200V201L150 202ZM80 204L83 205L84 203H80ZM19 206L16 208V210H18V211H20L22 209V207H23L21 204ZM137 208H138V210H137ZM137 212H139V213H137ZM187 212L188 211H183L181 213L177 212L175 214L176 215L175 219L182 221L183 220L182 217L188 215ZM205 213H207V212H205ZM2 214H3V216H2ZM153 215H154V217H153ZM0 216H1L0 217V219H1L0 221L1 222H6V220L8 218L7 217L8 213L5 210L0 209ZM140 217H141V219H140ZM109 218H110V220H109ZM51 219L52 220H50V219H48V220L50 221V223H53L54 222L53 220H55V218L53 219V217H52ZM188 219L190 221H192V219H190V218H188ZM188 219H186V221L183 222L184 223V224H182L183 227L181 226L182 227L181 231H183V229H184V233H185V231L188 232V231H192V229H193L192 225L194 224V222H190V221H188ZM120 220H121V222H120ZM51 221H53V222H51ZM154 222H155V224H154ZM125 223L127 224L126 228L124 227L126 225ZM152 224H154V225H152ZM102 227H104L106 229H101ZM57 228L59 230L61 229L59 226H54V227L50 226V228H49V226L40 227L34 232V234L41 233V232H46V231H48L50 229L51 230H53V229L54 230L55 229L58 230ZM113 228H114L115 231L113 230ZM124 228H125V230H124ZM118 229L119 230L121 229L120 233H122V237H121L122 239L118 238L119 237V232L117 231ZM61 237H63V240H62ZM174 238H178V237L174 236ZM24 239H26V240H24ZM57 240H61V241H57ZM116 240L122 241L124 243V246L129 248V249H127V248L124 247L128 251H125V249L124 250L121 249L123 247L120 248L119 246H116V244H115ZM47 241H49V242H47ZM110 241L113 242L112 246H108V245H111V244H109ZM54 244H56V245H54ZM69 245H71V246H69ZM68 247H69V249H68ZM47 252L50 253V257H47L48 256V255H46ZM123 253L124 254L126 253V254L124 255ZM39 255H40V257H39ZM41 257H42V259H40ZM169 259H170V261H169Z\"/></svg>", "mask_w": 264, "mask_h": 264}, {"label": "clouds", "instance_id": "9594fccd", "mask_svg": "<svg viewBox=\"0 0 264 264\" xmlns=\"http://www.w3.org/2000/svg\"><path fill=\"white\" fill-rule=\"evenodd\" d=\"M260 255H264V252H256V253H253V256H260Z\"/></svg>", "mask_w": 264, "mask_h": 264}]
</instances>
